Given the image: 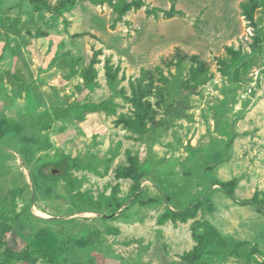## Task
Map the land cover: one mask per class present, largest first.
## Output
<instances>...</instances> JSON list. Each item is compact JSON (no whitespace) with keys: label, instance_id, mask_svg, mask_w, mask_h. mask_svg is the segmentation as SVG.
<instances>
[{"label":"rangeland","instance_id":"1","mask_svg":"<svg viewBox=\"0 0 264 264\" xmlns=\"http://www.w3.org/2000/svg\"><path fill=\"white\" fill-rule=\"evenodd\" d=\"M121 1L142 6L118 18ZM195 65L207 78L185 86ZM155 68L144 100L160 124L136 132L131 87ZM103 101L113 111L77 118ZM62 157L77 166L54 180ZM230 180L233 197L218 185ZM254 196L264 200V0H0L2 264H188L201 222L224 244L196 264H264V205H241ZM56 241L53 260L1 258Z\"/></svg>","mask_w":264,"mask_h":264},{"label":"trees","instance_id":"2","mask_svg":"<svg viewBox=\"0 0 264 264\" xmlns=\"http://www.w3.org/2000/svg\"><path fill=\"white\" fill-rule=\"evenodd\" d=\"M42 1L43 0H30V2H34L35 4H37V2H42ZM91 1L95 2L96 4L102 3V0H91ZM141 6H142V3L139 1L130 2V3L121 1V2L113 4L112 10L117 15L118 18H121L126 12L130 11L131 9H139ZM245 18H247L248 21L251 22L252 14L247 13L245 15ZM183 59L184 58L179 57L180 61ZM70 64L72 66L75 65L74 62H71ZM243 64L244 63H242L241 66H243ZM93 65H94V62H92L91 65L84 72V76L82 80H83V83L85 84L91 83L93 81V78L95 77V70L93 68ZM106 69H107L106 70L107 82L109 85H111L112 79L114 76L109 72V68L107 66H106ZM157 69L158 68H155L149 72H145L144 75L141 76L137 80L136 85L134 87H131V97L129 101L131 103V108H132L131 115L132 116L130 118L131 121H130L129 126L136 132H144L143 126L146 123V120H149L150 122L154 120L151 115L152 109L147 104V102L144 100L145 97L150 93L149 87H152V82L150 78L149 82L145 84V80L149 77L153 78L154 72ZM239 72H240V67H237L233 70L232 81L234 83L239 82V79H238ZM206 78H207L206 69H204L203 66H199V65L191 66L188 71L187 82L184 83V85L190 86L189 83H192V86L195 87L198 85L199 82H202V80L204 81ZM170 104L171 103L169 102L168 105ZM167 108L169 109L170 107H167ZM80 109L81 111L77 115V118L79 120L82 119L83 114L85 113L113 111L114 105H112L110 101H106V102L103 101L98 104H94V103L83 104L81 105ZM169 114H172L171 111L166 110V115L168 116ZM153 122L154 123L151 128H154L158 126V124H160L159 121H153ZM76 166H77V162L75 160L69 161V160H65L62 157L57 163L54 164V167L56 168V170H59V172L56 173V175L52 176L51 178L54 180L64 179V173L66 171L72 170L73 168H76ZM62 168L64 171H61ZM141 176L142 175L141 173L138 172V169L131 171V177L134 179L135 182H137L141 178ZM235 184H236L235 180L218 183V185L225 191V193L229 197H233V191L235 188ZM249 204L264 205V200H259L256 196H254L249 201L241 202L242 206H246ZM195 209H196L195 207H191L177 214H172V213H169V214H171L172 216H176L180 220H185L186 218H189L194 214ZM81 210H83V208H81ZM88 210L92 211L94 209L93 207H90ZM199 228H203L205 230L204 234H200L198 232ZM191 230H192V236L196 243V246L194 250L188 255L189 257L187 261L188 264H196L208 246L215 244V243L216 244L218 243L221 246L224 244V241L223 239L220 238L219 234L216 231H214L209 225H207V223H204V222L195 223ZM216 241H219V242H216ZM55 243H56V247L52 251H50V248L48 247H41L35 250H29V251L26 249L18 250V251L5 250L2 253L1 258L2 259H7V258L13 259L17 255H21V253H26L27 255L32 257L40 253V254L47 256L48 259L53 260L54 257H56V254L60 253L61 251L59 247V243L57 241ZM72 246L76 248H84L86 244L83 239L79 238V239H75L72 241ZM0 264H2L1 261H0Z\"/></svg>","mask_w":264,"mask_h":264},{"label":"bare ground","instance_id":"3","mask_svg":"<svg viewBox=\"0 0 264 264\" xmlns=\"http://www.w3.org/2000/svg\"><path fill=\"white\" fill-rule=\"evenodd\" d=\"M38 215H42L41 213H38Z\"/></svg>","mask_w":264,"mask_h":264}]
</instances>
